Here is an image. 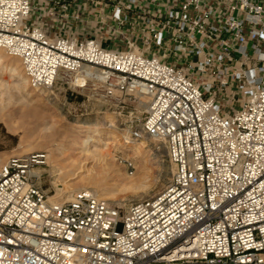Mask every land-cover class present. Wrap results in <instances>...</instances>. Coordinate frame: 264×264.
Here are the masks:
<instances>
[{"label":"built area","instance_id":"built-area-1","mask_svg":"<svg viewBox=\"0 0 264 264\" xmlns=\"http://www.w3.org/2000/svg\"><path fill=\"white\" fill-rule=\"evenodd\" d=\"M90 1L114 47L51 36L33 0H0V49L34 90L129 99L142 114L120 137L157 141L171 176L129 201H52L45 152L0 159V264H264V0Z\"/></svg>","mask_w":264,"mask_h":264},{"label":"rangeland","instance_id":"rangeland-1","mask_svg":"<svg viewBox=\"0 0 264 264\" xmlns=\"http://www.w3.org/2000/svg\"><path fill=\"white\" fill-rule=\"evenodd\" d=\"M1 52L5 64L8 67L17 64L19 71L26 78L19 58L9 55L4 50ZM0 77H9V69H1ZM28 90L33 93L29 104L23 102L17 92H13L11 97L6 95L3 102L0 100V103L7 105L4 110L0 105L2 109L0 114L8 116L12 127L10 129L4 121H0V159L4 161L12 155L45 152L46 163L36 170L40 174L38 183L49 196L62 193L61 187L63 188V184L66 183L69 185L68 188H71L70 192H64L58 200H68L78 190L90 189L113 202L129 201L158 193L166 186L171 176L172 165L165 148L152 138L141 139L147 144L145 152L147 169L143 168L139 158L129 161L131 150L123 149L122 146L111 149L119 160L108 159L109 162L106 164L87 156L81 148L74 146L84 137L77 130V125L98 123L106 136L112 131L121 138V133L126 131L125 125L130 119L131 111L134 112L133 116L142 114L134 109L129 99L125 107L115 106L104 103L97 97H89L87 91H73L67 84L61 82L56 84L51 94L34 90L29 83ZM143 108L145 107L139 109ZM80 165L85 168L83 167L78 176L64 179V173L73 171ZM119 169L123 172L121 176L123 179L117 182ZM92 172L98 175L99 183L88 182V175ZM128 172L131 174L127 175Z\"/></svg>","mask_w":264,"mask_h":264},{"label":"bare ground","instance_id":"bare-ground-1","mask_svg":"<svg viewBox=\"0 0 264 264\" xmlns=\"http://www.w3.org/2000/svg\"><path fill=\"white\" fill-rule=\"evenodd\" d=\"M1 50H3V49H0V70L3 68H8L9 69V77H7V78L0 77V94H1L0 100L3 102L5 100L4 97L6 95H9L11 97L13 92H17L22 97V101L28 103L29 100L32 98L33 93H32V91L28 90L27 79L19 71L17 64H15V66L11 65L10 67H8V65L5 64V60L3 59L4 55L1 52ZM15 58H16V56H15ZM90 73H92V70L87 67L83 70L82 74L87 75ZM15 80H18V81L15 82ZM82 81L83 80H78L77 83H80ZM72 84L74 85V84H76V82L73 81ZM81 90L87 91L90 96L97 94V92L92 87H89V86L84 87ZM0 105L3 108V110L5 109V107L7 108V105H5L4 103H0ZM142 105L144 107H148V105L146 103H143ZM0 110L2 111V109H0ZM7 117L0 114V121H4L7 124V126L10 129H12L10 122H9V119ZM77 130L79 131V133L83 134L84 137L81 139L80 143H77L74 146H75V148H81L82 149L81 151H84L85 152L84 154H86L87 156H90L95 160L102 161V162H104V164H106L109 162L108 159H111L113 161L119 160V157H116L117 155L115 153H113L111 149H112V147L119 148L122 146L123 149L131 150L130 157L128 159L129 161L139 158L142 161L143 168L147 169L148 163H146V154H145L147 144L145 141L140 140L138 142L133 141L132 143H128V141L124 140V138H118L119 136H117V134H115V132H112V131L109 135L106 136L104 133V130L102 129V126L98 123H93V124H89V125H77ZM83 167H84L83 165H80V166L76 167L73 171H69V172L64 173V175H65L64 179L66 180L70 176H72V177L78 176V173L83 169ZM93 172L90 175H88V182L89 183H99L98 175L96 173L93 174ZM130 174H131L130 172L127 173V175H130ZM118 175H119V178H118L117 182H119L120 180L123 179V178H121V176L123 175V172L121 169L118 170ZM66 185H67V188H65ZM68 187H69L68 184H66V183L63 184V188L61 187L62 193H60L58 195L55 194L53 196H49L50 200L57 201L58 197L61 196L64 192H66V191L70 192L71 188H68ZM87 187L92 188L91 186H87ZM58 192H60V191H58ZM104 193H105V191H104Z\"/></svg>","mask_w":264,"mask_h":264},{"label":"crops","instance_id":"crops-1","mask_svg":"<svg viewBox=\"0 0 264 264\" xmlns=\"http://www.w3.org/2000/svg\"><path fill=\"white\" fill-rule=\"evenodd\" d=\"M33 20L40 23L51 36L74 35L78 37H96L104 46L114 47L110 36L103 35L98 6L90 0H33ZM61 3L70 6L67 14ZM55 13L50 15L48 9ZM75 14L80 17L76 18ZM109 35V34H108Z\"/></svg>","mask_w":264,"mask_h":264}]
</instances>
